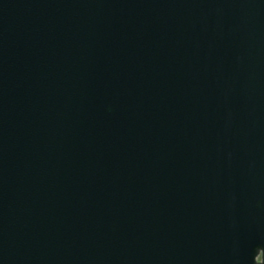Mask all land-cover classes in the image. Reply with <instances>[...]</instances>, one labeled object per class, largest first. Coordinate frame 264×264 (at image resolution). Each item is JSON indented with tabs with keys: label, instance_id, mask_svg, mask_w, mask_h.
<instances>
[{
	"label": "water",
	"instance_id": "water-1",
	"mask_svg": "<svg viewBox=\"0 0 264 264\" xmlns=\"http://www.w3.org/2000/svg\"><path fill=\"white\" fill-rule=\"evenodd\" d=\"M0 264H264V0H0Z\"/></svg>",
	"mask_w": 264,
	"mask_h": 264
}]
</instances>
